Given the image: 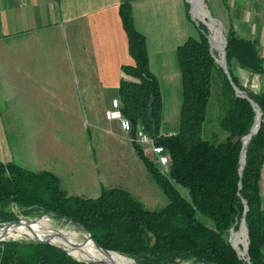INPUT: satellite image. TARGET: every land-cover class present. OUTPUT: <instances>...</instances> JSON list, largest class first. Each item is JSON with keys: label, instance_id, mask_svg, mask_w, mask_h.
Returning a JSON list of instances; mask_svg holds the SVG:
<instances>
[{"label": "trees", "instance_id": "16d2710c", "mask_svg": "<svg viewBox=\"0 0 264 264\" xmlns=\"http://www.w3.org/2000/svg\"><path fill=\"white\" fill-rule=\"evenodd\" d=\"M186 7L189 17L188 4ZM119 15L133 62L121 67L117 97L123 116L132 125V138L137 131L151 132L146 114L152 99L155 143L169 157L167 170L145 156L135 140L131 142L166 204L149 210L127 190L117 187L102 188L92 198L67 195L52 172L0 161V224L17 218L12 211L15 206L24 215L40 212L64 218L90 234L102 249L130 258L135 264H264V198L259 187L264 164V93L254 94L238 85L230 69L235 62L240 68L262 73L263 59L255 43L229 29L225 38L229 80L216 62L205 26L200 25L198 37L188 38L177 49L182 86L179 129L175 134L161 135V96L149 69L145 37L135 29L128 4H120ZM217 76L222 81L217 82L214 93ZM230 81L263 114L257 133L246 146L241 175L242 139L253 126L256 112L250 102L235 94ZM206 122L224 132V139L204 138ZM242 200L248 207L244 216L248 249L243 258L227 241L229 230L243 216ZM0 264L91 263L49 243L2 240Z\"/></svg>", "mask_w": 264, "mask_h": 264}, {"label": "crops", "instance_id": "0c3cea01", "mask_svg": "<svg viewBox=\"0 0 264 264\" xmlns=\"http://www.w3.org/2000/svg\"><path fill=\"white\" fill-rule=\"evenodd\" d=\"M121 3L130 6L134 27L145 37L149 69L161 96L160 133L178 131L182 86L177 49L193 37L186 0H0L2 163L22 161V141L11 137L18 131L15 120L57 115L82 123L83 113L95 141L100 132L105 143H117L136 156L119 122L105 118L117 97L121 67L133 62ZM218 5L227 10L228 31L232 27L237 37L255 43L263 59L262 73L231 63L238 85L264 93V0H218ZM259 187L264 198V164Z\"/></svg>", "mask_w": 264, "mask_h": 264}, {"label": "rangeland", "instance_id": "374dc122", "mask_svg": "<svg viewBox=\"0 0 264 264\" xmlns=\"http://www.w3.org/2000/svg\"><path fill=\"white\" fill-rule=\"evenodd\" d=\"M199 3L205 14H202L201 18L194 15L192 6L187 3L189 17L193 18L192 38L198 37L200 25L205 26L207 35L211 37L217 35L218 39L226 38L228 25L224 20V15L227 13L225 6H219L218 0H199ZM211 44L215 59L220 60L218 43L212 42ZM219 80L214 81V93H216ZM216 114L217 109H212L213 118ZM88 118L90 121L91 118ZM86 120L84 113L82 123H78V119H63L57 115L51 118L35 117L15 120L18 131L16 134L14 132L11 137L14 136L16 140L20 139L23 147L22 161H18V164L32 171L46 170L54 173L59 179L61 190L67 195L92 198L102 188L117 187L129 191L149 210L158 209L166 204L165 196L160 188L150 180L138 156L123 152L117 143H105L108 140L102 138L100 132H98V140L95 141L92 137L95 130L91 125L87 126L89 123ZM62 121L65 122L62 123ZM212 125V122L204 124V138H209L211 141L223 140L225 133ZM12 211L17 217L15 220H20L25 227L39 230H63L76 241L87 239L85 232L79 226L64 218L40 212L24 215L23 211L15 206H12ZM239 224L229 230L227 234L229 243L232 241V233L238 232ZM2 225L5 224H0V227ZM3 240H30V238L15 237L9 234ZM243 246L245 245H240L241 250ZM87 252L95 256L89 250ZM117 256L123 261L127 260L130 264H135L130 258ZM74 257L77 258V256ZM178 264L199 263L182 262Z\"/></svg>", "mask_w": 264, "mask_h": 264}, {"label": "bare ground", "instance_id": "6f19581e", "mask_svg": "<svg viewBox=\"0 0 264 264\" xmlns=\"http://www.w3.org/2000/svg\"><path fill=\"white\" fill-rule=\"evenodd\" d=\"M188 2L192 6L194 15L196 17L201 18L204 12L202 6L199 3V0H188ZM209 37L211 43L212 42L218 43L221 52L223 47V39L220 38L218 39L217 35H214L213 37L209 35ZM256 128H257V120L253 130H256ZM247 141L248 138H245L244 143L246 144ZM1 233L2 232L0 231V234ZM9 234L10 236H15V237L31 236L32 234H36L41 239L49 238L52 243L65 247L66 249L69 250L71 255L77 256V259L81 261L87 262L89 260H95L96 262H106L108 264H130L127 260L123 261L122 258L118 257L114 253H111L109 254V256H106L105 254L97 250L93 245V243L90 240H88V238L86 239V241H76L67 233H65L63 230H49V229L39 230L38 228L35 229V228L25 227L23 224H20L18 227H13V229H10L7 235ZM246 241L247 239L245 234V227L243 225L239 233H235V234L232 233V244L238 248L240 253H242L243 250L240 249V245L241 244L246 245ZM88 250L95 254L94 256L95 258L89 255V253L87 252Z\"/></svg>", "mask_w": 264, "mask_h": 264}, {"label": "water", "instance_id": "95a60500", "mask_svg": "<svg viewBox=\"0 0 264 264\" xmlns=\"http://www.w3.org/2000/svg\"><path fill=\"white\" fill-rule=\"evenodd\" d=\"M186 1H187V3H189L188 0H186ZM189 4H190V3H189ZM190 5H191V4H190ZM210 18H211V17H210ZM211 19L214 21L213 18H211ZM191 20L193 21V18H192V17H191ZM209 20H210V19H209ZM194 23H195V22H194ZM195 24L198 25L197 23H195ZM204 25H206V24H204ZM205 36H206V38H207V40H208V43H209V45H210V48L212 49V44H211V40H210L209 35L206 34ZM225 43H226V39L223 37V47H222L221 52H219L220 55H221V58H220V60H216V62H217V64L221 67V69L223 70V72H224V74L227 76V78L230 80V77H229V74H228V71H227V64H226V52H225V46H226V44H225ZM230 84H231L232 88L234 89L235 94H236L237 96H241V97L245 98L248 102H250V104L252 105L253 109H254L255 112H256V118H255V122H254L253 126L251 127V129H250L248 135H246V136L243 137V139H242V143H243V145H242L241 155H240V165H241V166H240V175H241V174H242V170H243L244 165H245V149H246V146L248 145L250 139H251V138L257 133V131H258V129H259V126H260V123H261V120H262V117H263V114H262V112L260 111L259 106H258L253 100H251V99L249 98V96H247L246 93H244L243 91H241V90H240L236 85H234L231 81H230ZM151 103H152V99H151L150 102H149V106H148L147 114H146V117H147L148 121L151 123V132L149 133V135H150L151 137H153V138H157L156 124H155V120H154V118H153V116H152V106H151ZM257 118H258V119H257ZM256 120H257V128H256V130H253L254 125H255V123H256ZM245 138H248V141L246 142V144L244 143V139H245ZM243 153H244V156H243ZM240 188H241V183H239V189H240ZM242 203H243V206H244V213H243V216H242V218H241V220H240L239 230H238V232H236V233H239L240 230H241V227L244 225V227H245L246 239H248L247 227H246L245 220H244V216H245V213H246L247 210H248V207H247V204H246V201H245V200H242ZM20 224H21V221H20V220H15V221H12V222L6 223L5 225H2V226L0 227V231L2 232V233L0 234V241L3 240V238L7 235L8 231H9L10 229H13V227H18ZM86 236H87L88 240H90V241L93 243V245L95 246V248H96L97 250H99L100 252H102L103 254H105L106 256H109V254L113 253V252H111V251H108V250H104V249H102L97 243H95V242L92 240L90 234L86 233ZM27 237H29L30 240H33V241H38V242H42V243H49V244H51V245H54V246H56V247H59L60 249L66 251L69 255H71L68 249H66V248L63 247V246L56 245V244L52 243L51 240H50L49 238L41 239V238H39L36 234H32L31 236H27ZM230 244H231V246L233 247V249L235 250V252L238 254L239 257L243 258V257L246 256V254H247V249H248V241H246V245L244 246V248H243V252H242V253H240L239 250H238V248L235 247V246L232 244V241H230ZM246 261H247V260H246ZM84 262H86V261H84ZM86 263H91V264H94V263H105V264H108V263H106V262H96L95 260H89V261H87Z\"/></svg>", "mask_w": 264, "mask_h": 264}, {"label": "built area", "instance_id": "2783aa9c", "mask_svg": "<svg viewBox=\"0 0 264 264\" xmlns=\"http://www.w3.org/2000/svg\"><path fill=\"white\" fill-rule=\"evenodd\" d=\"M120 100L115 97L111 100L110 108L105 111V118L109 121H118L121 131L128 136L130 141L135 140L139 144L145 156L154 161L163 171L167 170L169 157L163 147L155 143V138L144 131H137L134 138L131 137L132 125L123 116Z\"/></svg>", "mask_w": 264, "mask_h": 264}]
</instances>
